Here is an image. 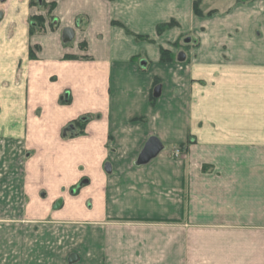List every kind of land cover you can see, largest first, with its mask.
<instances>
[{
	"label": "crops",
	"instance_id": "crops-1",
	"mask_svg": "<svg viewBox=\"0 0 264 264\" xmlns=\"http://www.w3.org/2000/svg\"><path fill=\"white\" fill-rule=\"evenodd\" d=\"M32 1L0 2V264H264V0Z\"/></svg>",
	"mask_w": 264,
	"mask_h": 264
},
{
	"label": "trees",
	"instance_id": "trees-1",
	"mask_svg": "<svg viewBox=\"0 0 264 264\" xmlns=\"http://www.w3.org/2000/svg\"><path fill=\"white\" fill-rule=\"evenodd\" d=\"M109 1H112V0H109ZM201 2H202V0H194L193 1V13L197 16H203V13L200 9ZM32 4L38 5V2L33 0ZM54 7H55V2H51L49 4H46L44 2L41 3L40 8H41L42 12L43 11L46 12V17L43 16L42 14H38L36 16L31 17L30 18V25H29L30 26L29 27V34L34 35V34L41 33L43 31L45 19L49 18V15H50L51 11L54 9ZM211 13L212 12H209L207 15H210ZM175 25H176V23L174 21H170L167 24L159 25V26H157V29H156L157 33H161L164 30L169 29ZM137 38L146 39L144 37H137ZM176 47H180V50H182L181 48H183V45L180 43V44H177ZM160 54H161V57H160L161 62H166V63L167 62H180L178 60L177 54L174 56V55L170 54L169 51H165L162 49L160 51ZM29 57H31V58L33 57L32 49L29 50ZM184 61H185V59L182 62H184ZM143 65L145 66L146 62H143ZM154 100H155V98L151 94V101H154ZM73 124H75L77 127H79V130L81 131L85 123L80 122V121H76ZM183 147L184 146H180L179 148H183Z\"/></svg>",
	"mask_w": 264,
	"mask_h": 264
},
{
	"label": "water",
	"instance_id": "water-1",
	"mask_svg": "<svg viewBox=\"0 0 264 264\" xmlns=\"http://www.w3.org/2000/svg\"><path fill=\"white\" fill-rule=\"evenodd\" d=\"M1 2H4L5 0H0ZM38 2H41V0H37ZM244 1H249V0H244ZM2 13L0 12V20L2 19ZM74 37V31L71 28H65L62 31V41L64 43H69L72 41ZM190 41V39H186L184 42L188 43ZM178 60L180 62H182L184 60V55L183 53H180L178 55ZM160 94V87L157 86L154 91H153V96L154 97H158ZM163 149V145L160 142V140L156 137H150L147 142L145 143V145L143 146L142 150L140 151L137 160H136V164L137 165H146L148 164L151 160L155 159L160 152ZM109 170V168H107ZM62 201H57L54 204V209H57L61 206Z\"/></svg>",
	"mask_w": 264,
	"mask_h": 264
},
{
	"label": "rangeland",
	"instance_id": "rangeland-1",
	"mask_svg": "<svg viewBox=\"0 0 264 264\" xmlns=\"http://www.w3.org/2000/svg\"><path fill=\"white\" fill-rule=\"evenodd\" d=\"M1 2V1H0ZM4 2H2L1 4H3ZM1 6V8H0V10L1 11H4V6H2V5H0ZM3 13V12H2ZM48 20H51L50 18H48ZM31 50V49H30ZM66 97V96H65ZM60 209V207L59 208H57V209H55L54 211H58Z\"/></svg>",
	"mask_w": 264,
	"mask_h": 264
}]
</instances>
